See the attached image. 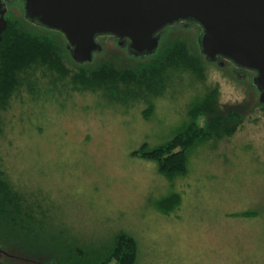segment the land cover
Masks as SVG:
<instances>
[{"label":"rangeland","instance_id":"1","mask_svg":"<svg viewBox=\"0 0 264 264\" xmlns=\"http://www.w3.org/2000/svg\"><path fill=\"white\" fill-rule=\"evenodd\" d=\"M18 2L9 12L48 32L28 22ZM186 21L167 26L156 52L144 56L132 53L129 39L97 35L100 50L85 69L114 57L123 68L149 62L176 38L201 56L202 27ZM202 59L204 76L186 71L184 81L154 98L150 116L147 103H111L91 89L51 101L10 97L0 110V166L44 226L35 244L0 238L9 252L3 262L45 264L59 251L64 261L78 251L82 260L124 231L138 242L136 264H264V106L233 64ZM214 88L220 108L243 120L232 135L195 146L185 175L171 180L156 162L132 154L172 139L188 122L189 105ZM172 193L181 202L164 212L157 204Z\"/></svg>","mask_w":264,"mask_h":264},{"label":"trees","instance_id":"2","mask_svg":"<svg viewBox=\"0 0 264 264\" xmlns=\"http://www.w3.org/2000/svg\"><path fill=\"white\" fill-rule=\"evenodd\" d=\"M47 30L45 33L37 31L13 13H8L7 27L0 44V110L14 93L24 99V94L30 92L32 101L40 102L51 101L64 94L70 96L75 90L91 89L104 93L111 103L131 107L147 103L144 115L150 116L155 109L154 98L163 96L168 89L184 81L186 71L204 76L202 58L208 62L202 52L201 56L196 55L186 41L176 38L149 62L123 68L116 64L114 57L98 63L87 72L85 65L89 62L74 61L64 34ZM53 31L61 36L52 34ZM71 63L79 67L78 72L72 70ZM173 68L179 71V75ZM217 98V88L210 90L204 98L190 105L188 122L172 139L152 149L144 143L132 154L156 162L159 172L171 180L185 175L189 153L195 146L213 137L232 135L243 120V115L237 110H225L221 114ZM259 105L264 106L261 102ZM203 115H207L208 120L200 123ZM14 186L0 166V238L11 236L15 240H25L27 244L38 243L42 239L40 229H43L44 220L37 219ZM180 202V194L172 193L157 205L164 212H169ZM78 252H72L64 261L59 251L45 264H136L138 242L134 236L122 231L99 251L92 255L82 254V260Z\"/></svg>","mask_w":264,"mask_h":264},{"label":"water","instance_id":"3","mask_svg":"<svg viewBox=\"0 0 264 264\" xmlns=\"http://www.w3.org/2000/svg\"><path fill=\"white\" fill-rule=\"evenodd\" d=\"M25 17L66 37L78 63L100 50L97 35L131 41L135 56L156 52L159 32L180 20L202 27L200 46L209 62L225 57L257 71L255 83L264 103V0H23ZM0 0V44L7 27Z\"/></svg>","mask_w":264,"mask_h":264},{"label":"flooded vegetation","instance_id":"4","mask_svg":"<svg viewBox=\"0 0 264 264\" xmlns=\"http://www.w3.org/2000/svg\"><path fill=\"white\" fill-rule=\"evenodd\" d=\"M11 1H13V0H3V2L5 3V6H6V8H7V12H6V19H7V15H8V13H9V7H8V5H9V3L11 2ZM19 2V4H20V6H22V10H24V18L28 21V22H30L32 25H34V26H40V27H43V26H41L39 23H38V21H31V20H29V19H27L26 17H25V2L23 1V0H18ZM178 22H180V21H178ZM186 22H189V20H187ZM175 24V23H174ZM162 33H163V30L162 31H160L159 32V34H160V37H161V35H162ZM227 62H230L231 64H233L235 67H236V69H237V72H238V74L240 73V75H244L245 77H248V80L250 81L249 82V84L252 86V88L254 89V93H255V95L258 97V101H260V98H261V91L259 90V88H258V86L256 85V83H255V78H256V76H257V71H255V70H252V69H248V68H245V67H241V66H239V65H237L235 62H233L232 60H230V59H227V58H225V57H218V59H217V61H214V62H211V63H216V64H218L219 66H225L226 65V63ZM208 93L206 92L205 94H203V98L207 95ZM28 99H29V101H31V93L29 92V94H28ZM192 104V103H191ZM190 104V105H191ZM262 104H264V103H262ZM190 105H189V107H190ZM189 109V108H188ZM220 109V110H219ZM219 112H221V114H224V112H225V110H222L220 107H219ZM229 110H231V109H229ZM229 110H227V111H229ZM203 118H204V120L206 121V120H208V116L207 115H203L202 116ZM3 254L4 255H9V252L5 249V247H3L1 244H0V257H3ZM11 260H13V259H11ZM29 262H31V263H29V264H32V260H29ZM0 264H16V262H15V260H13V261H10L9 263L7 262V260H6V262H3V260L0 258Z\"/></svg>","mask_w":264,"mask_h":264}]
</instances>
